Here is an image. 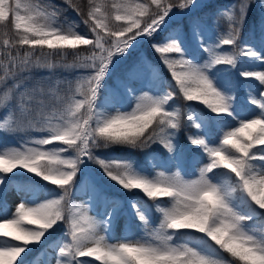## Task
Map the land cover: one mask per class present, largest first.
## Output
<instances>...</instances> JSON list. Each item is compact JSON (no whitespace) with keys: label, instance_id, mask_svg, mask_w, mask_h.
Wrapping results in <instances>:
<instances>
[{"label":"snow or ice","instance_id":"obj_1","mask_svg":"<svg viewBox=\"0 0 264 264\" xmlns=\"http://www.w3.org/2000/svg\"><path fill=\"white\" fill-rule=\"evenodd\" d=\"M212 7L0 0V264H264V0Z\"/></svg>","mask_w":264,"mask_h":264},{"label":"trees","instance_id":"obj_2","mask_svg":"<svg viewBox=\"0 0 264 264\" xmlns=\"http://www.w3.org/2000/svg\"><path fill=\"white\" fill-rule=\"evenodd\" d=\"M231 0H205L204 3H209L211 5H213L212 8H207V9H195L194 11L196 12H200V13H212V20H219V23L223 22L222 19H220L219 17L215 16V10L218 7H224L226 6ZM57 3H59V0H56ZM70 17H72L74 14L70 13L69 14ZM259 20V9H257L255 6H253V9L251 10V12L249 13V19L248 22L245 26V34L248 32V28L253 26L254 22H257ZM149 56L152 59H156V55L154 53L149 52ZM164 71V75L167 76L168 73L166 70ZM47 73L45 72H39L38 75H46ZM67 73H63V72H58V75H66ZM177 103L181 104L182 106H186V102L182 101V100H178ZM193 107H198L199 109H203L202 105H199L198 102H191ZM253 111H258L256 109H253ZM2 112H0L1 115ZM185 133L182 130L181 131V140L184 139ZM155 149V146H153V149L151 150H146V151H152ZM108 151H112V152H116V153H120V152H126L128 151L127 149H122V148H115V149H110ZM133 155L135 156L136 159H138L139 161H141L142 163L145 161V153L144 152H140V151H136L133 153ZM91 166H93L94 168H97L96 165L94 164H90ZM57 235H60V233H56L53 235V237H50V239H55ZM37 251H39V249H37ZM93 263L96 264V262Z\"/></svg>","mask_w":264,"mask_h":264},{"label":"rangeland","instance_id":"obj_3","mask_svg":"<svg viewBox=\"0 0 264 264\" xmlns=\"http://www.w3.org/2000/svg\"><path fill=\"white\" fill-rule=\"evenodd\" d=\"M205 0H198V3L200 4H203ZM232 0L229 2L231 3ZM228 3V4H229ZM227 4V5H228ZM70 14V13H69ZM70 16V15H69ZM221 25V30H223V27H224V21L220 23ZM256 67H259V65H255ZM4 115V113L2 112L0 117H2ZM0 139H6V140H12L13 138L10 137V136H5L4 134L0 133ZM199 165H197L198 167ZM90 167L94 168L93 166L90 165ZM20 199L19 196L17 195H10L9 197V204L10 206H14L18 200ZM130 231L131 232V236L132 238H135L136 236L139 235V227H138V224L136 222H131V223H128L126 222L125 219H121L117 226L115 227L114 229V234H115V239H120L122 238V236L126 233ZM83 259H89V260H93V258H83ZM94 264V263H93Z\"/></svg>","mask_w":264,"mask_h":264}]
</instances>
